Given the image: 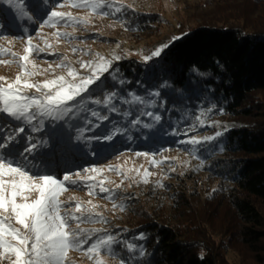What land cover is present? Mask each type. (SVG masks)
I'll list each match as a JSON object with an SVG mask.
<instances>
[{"label":"rangeland","instance_id":"obj_1","mask_svg":"<svg viewBox=\"0 0 264 264\" xmlns=\"http://www.w3.org/2000/svg\"><path fill=\"white\" fill-rule=\"evenodd\" d=\"M26 1L28 4H25L24 11L27 12V17L17 13L8 4L0 3V34L7 37L0 39V48L16 53V57L10 52L0 54V59L10 61L8 64H0V77H6L8 81L14 80L21 71L18 57L25 54L28 36L33 38L32 43L38 48H45L44 52H33L30 56L40 73L31 78L32 82H43L61 75L71 81L66 69L56 67L65 57V63H71L80 76H87L91 74L90 70L82 69L80 62L98 61L97 54L112 60V65L116 60L113 56H118L119 59L133 57L147 62L154 59L151 54L157 48L199 24H230L233 21L229 22V17L234 18L235 23L264 22L263 1L107 0V6L98 9L96 13H91V9L87 8L71 7L67 3L62 8H56L57 11L70 13L74 17H88L90 23L86 25L61 22L56 28L45 26L41 29V23L47 18L46 13L57 1ZM116 6L123 12L113 17L109 13ZM38 7H43V12H32V9ZM102 12L107 14L101 15ZM3 28L7 30L2 31ZM56 31L70 35L57 38L53 35ZM45 41L52 47L47 48ZM146 57L151 58L145 59ZM49 64L55 71H43L49 68ZM29 69L31 70V65ZM74 82L78 83L79 79ZM26 92L38 95L35 89ZM242 107L249 109L250 113L215 116L197 113V122L203 128L195 132L193 130L191 135L203 139L215 137L217 132L237 126L264 124V89L251 91ZM138 123L139 130L147 124L143 118H138ZM5 124L4 120H0V138ZM32 137H35V141L38 140V135ZM137 153L148 155L138 156ZM239 155L242 154L229 152L209 158L210 160L196 161L193 155L184 150L162 145L155 152L130 149L121 151L86 166L67 163L62 168L57 166L56 173L81 172V176L92 175L97 181H104V187L112 192L100 193L97 188L95 195H89V190L81 183L67 185V191L61 194L60 199L73 207L77 200L86 207H91L87 204L89 200L97 205L95 212L103 215L104 222L85 221L80 225L84 229H101V232L93 234V239L106 233L117 237L134 232L140 226L164 224L173 228L179 237L193 239L199 246H207L221 264H264L257 262L254 254V250L264 252V238L254 245L243 240L240 229L244 223L231 204V196H238L242 192L225 178L223 169L217 166L220 162L229 163V159ZM210 161L214 163L207 167ZM89 167L100 168L101 172H82L83 168ZM145 170L150 173L147 183L143 182ZM73 179L76 177L73 176ZM118 184L119 188L116 187ZM109 195L111 199L108 198ZM251 200L261 215V228L264 229V201L255 197H251ZM72 226L75 227V223ZM112 249L115 247L112 246ZM101 258L105 264H118L109 252H103ZM3 264H8V261L4 260ZM68 264L93 262L81 251L71 250Z\"/></svg>","mask_w":264,"mask_h":264},{"label":"trees","instance_id":"obj_2","mask_svg":"<svg viewBox=\"0 0 264 264\" xmlns=\"http://www.w3.org/2000/svg\"><path fill=\"white\" fill-rule=\"evenodd\" d=\"M117 8L109 14L114 17L123 12ZM32 10L43 12V7ZM228 21L235 23L232 17ZM233 22L199 24L170 41L161 55L147 62L133 57L116 59L83 99L77 97L79 103L71 102L72 113L60 120L43 117L39 131L34 130L39 119L29 124L0 115L6 123L2 137L16 135L19 147L29 139L46 141L37 156L49 153L45 159L55 172L57 166L62 168L67 163L86 166L121 151L155 152L162 145L184 150L196 161L241 153L217 166L242 192L231 196V204L244 223L240 229L243 240L257 244L264 238V229L251 197L264 201V124L226 129L212 140L200 139V144L187 142L193 138L190 132L203 128L197 113L249 114L250 110L242 107L248 94L264 89V22ZM138 118L147 122L142 130ZM18 127L25 131L19 133ZM33 135H38V140ZM116 238L115 249L109 253L118 264H221L207 246L179 237L164 224L140 226ZM129 244L135 245V250L129 251ZM254 252L256 261L264 263V252Z\"/></svg>","mask_w":264,"mask_h":264},{"label":"snow or ice","instance_id":"obj_3","mask_svg":"<svg viewBox=\"0 0 264 264\" xmlns=\"http://www.w3.org/2000/svg\"><path fill=\"white\" fill-rule=\"evenodd\" d=\"M0 3L8 4L22 16H28L24 11V0H0ZM65 3L74 8L91 9V13H96L98 9L107 6V0H57L53 8L46 13L47 18L41 23V29L45 26L56 28L61 22L85 25L90 23L88 17H74L70 13L56 10L64 7ZM116 11L120 9L117 8ZM106 14L101 13V15ZM53 35L60 38L70 34L56 31ZM0 39L7 37L0 34ZM14 39H22V37H14ZM32 39L31 36L26 38L25 54L18 57L21 71L15 79L8 81L6 77H0V115L29 124L39 119V123L34 125V130L39 131L43 117L60 120L66 114L72 113L71 102L79 103L77 97L83 99V94L91 90L90 86L111 68L112 60L97 54L98 61H81L80 67L89 69L91 74L80 76L71 63H65L67 59L65 57L56 67L66 69L67 76L72 78L71 81L61 75L43 82H32L31 78L40 73L30 56L33 52L45 51V48L34 45ZM177 39L180 37H173V40ZM45 45L47 48L52 47L47 41ZM167 47L168 45L165 44L157 48L151 54L152 57L161 55L163 49ZM9 52L10 49L0 48V54ZM10 54L16 57V53L10 52ZM113 59L119 57L113 56ZM8 63L10 61L0 59V64ZM43 71H55V69L49 64V68ZM77 79L79 82H74ZM30 89H35L38 95L27 94L26 90ZM114 95L113 93L112 96ZM92 114L96 115L95 112ZM156 119L158 120L159 117ZM17 131L23 133L25 128L18 127ZM220 135L221 133H216V136ZM105 138L111 139L110 136ZM212 139L214 137L203 138L205 141ZM187 142L195 145L200 144L202 140L193 137ZM46 143V141L36 143L29 139L27 144L19 147L20 141L14 134L0 138V264H3L4 260H7L8 264H68L71 250L81 251L93 264H105L101 258L102 253L112 252V246L117 243V238L106 233L93 239V234L101 232V229H84L80 226L85 221L104 222L103 215L95 212L97 205L89 200L87 204L91 207H86L77 200L73 207L69 206L68 202L62 201L60 196L67 191V185L81 183L87 187L89 195H95L97 188L100 193L110 194L112 190L104 187V181H97L92 175L81 176V172L56 173L51 167V162L45 159L49 153L41 152L39 158L37 156V150L43 149ZM82 172L99 174L101 169L89 167L83 168ZM149 175L150 173L145 170L144 183L148 182ZM73 176L76 179H73ZM116 187L119 188L120 185ZM108 198L111 199V195ZM72 199L75 200L74 197ZM113 206L117 207L115 204ZM73 223L75 227L72 226ZM139 238L144 237L141 235ZM127 248L133 251L136 246L129 244ZM140 255H143L142 249Z\"/></svg>","mask_w":264,"mask_h":264}]
</instances>
